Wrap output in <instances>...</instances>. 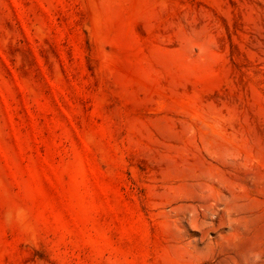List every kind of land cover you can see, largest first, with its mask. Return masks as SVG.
Returning <instances> with one entry per match:
<instances>
[{
  "label": "rangeland",
  "instance_id": "rangeland-1",
  "mask_svg": "<svg viewBox=\"0 0 264 264\" xmlns=\"http://www.w3.org/2000/svg\"><path fill=\"white\" fill-rule=\"evenodd\" d=\"M0 264H264V0H0Z\"/></svg>",
  "mask_w": 264,
  "mask_h": 264
}]
</instances>
